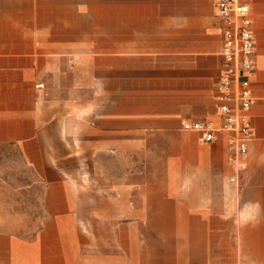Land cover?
<instances>
[{"label":"crops","instance_id":"obj_1","mask_svg":"<svg viewBox=\"0 0 264 264\" xmlns=\"http://www.w3.org/2000/svg\"><path fill=\"white\" fill-rule=\"evenodd\" d=\"M251 10L234 186L224 145L182 129L216 111V0H0V156L40 193L33 229L0 214V264H264V0Z\"/></svg>","mask_w":264,"mask_h":264},{"label":"built area","instance_id":"obj_2","mask_svg":"<svg viewBox=\"0 0 264 264\" xmlns=\"http://www.w3.org/2000/svg\"><path fill=\"white\" fill-rule=\"evenodd\" d=\"M252 0H216V19L223 34L222 68L216 85V111L212 118L185 122L182 129L198 136L202 144L222 143L232 175L239 186L248 169L249 145L253 141L250 111L252 76L256 52Z\"/></svg>","mask_w":264,"mask_h":264},{"label":"rangeland","instance_id":"obj_3","mask_svg":"<svg viewBox=\"0 0 264 264\" xmlns=\"http://www.w3.org/2000/svg\"><path fill=\"white\" fill-rule=\"evenodd\" d=\"M82 159V158H81ZM73 163H77L76 160H72ZM64 164V162H61ZM21 165L19 158L14 156H0V214L2 216H19V214L26 215L27 219L24 218L22 221L17 220L12 217L10 220L12 224H17V226L25 225L26 221L28 223V228H32L37 222L35 220L36 215L40 214L39 206V191L35 189H28V192L23 194L20 193L19 185V172L15 170ZM16 168V169H14ZM82 175V174H81ZM79 181L83 185V177H78ZM29 183L31 182L29 174ZM81 192L83 190L81 189ZM98 194V193H97ZM98 199V198H97ZM9 221V220H6Z\"/></svg>","mask_w":264,"mask_h":264}]
</instances>
